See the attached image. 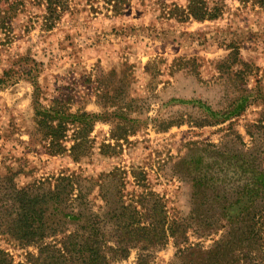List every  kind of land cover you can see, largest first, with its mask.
Masks as SVG:
<instances>
[{
    "label": "rangeland",
    "instance_id": "obj_1",
    "mask_svg": "<svg viewBox=\"0 0 264 264\" xmlns=\"http://www.w3.org/2000/svg\"><path fill=\"white\" fill-rule=\"evenodd\" d=\"M21 1L13 15L0 5L2 15L13 16L0 29V77L20 74L0 88L4 212L15 215L11 191L24 189L38 197L45 230L89 232L97 219L98 230L115 239L118 226L163 217L167 239L147 253L148 264H187V256H177L180 249L217 250L223 238L231 239L228 222L213 232L192 228L180 246L169 231L193 220L197 181L216 173L213 181L233 184L221 194L234 203L248 182L243 160L252 155L264 172V8L252 0H201L217 17L200 21L188 14L191 0H63L60 19L44 31L45 2ZM31 60L40 65L41 107L49 109L58 98L68 114L96 117L87 139L76 143L81 131L73 126L61 149L42 137L34 86L23 71ZM237 106L241 114L232 115ZM230 159L236 166L228 165ZM61 177L71 179L73 192L57 207L51 195L42 196L54 192ZM256 194L233 206L221 201L235 217ZM257 204L249 210L252 228L236 225L251 244H232L234 250L258 249V256L239 264H264L263 195ZM221 206L212 212L203 206L199 216H219ZM70 213L79 216H58ZM7 228L0 220V232ZM0 250L13 264H31L39 251L1 234ZM138 256L131 249L112 264H137Z\"/></svg>",
    "mask_w": 264,
    "mask_h": 264
},
{
    "label": "trees",
    "instance_id": "obj_2",
    "mask_svg": "<svg viewBox=\"0 0 264 264\" xmlns=\"http://www.w3.org/2000/svg\"><path fill=\"white\" fill-rule=\"evenodd\" d=\"M18 1V2H17ZM38 2H45L46 5V15L44 16L43 29L44 31L51 30L54 27L55 21L60 19L61 10L65 2L63 0H33ZM109 1H121V0H109ZM241 2H247L248 0H240ZM257 3L261 8H264V0H252ZM0 5H7L8 11L13 15L19 10V6L24 5L21 0H0ZM188 14L196 20L214 19L217 14L209 13L207 9L203 7V2L201 0H191L188 7ZM13 16H4L0 12V29L8 26V21ZM40 66L35 60H31V64L28 69H23L24 74L27 75L29 81L34 86L33 99L35 103V112L41 117L42 121V132L46 139L50 140L53 149L63 148V142L67 139V132L71 126L78 128L81 131L80 135L77 132L74 135V141L78 143L79 141H84L91 133L93 128V122L96 117L91 115H78L68 114L63 107L62 101L55 98L50 105L49 109L41 107L38 102V83L37 78L39 74ZM19 72L6 71L3 76L0 77V88H5L6 86L13 85L19 80ZM16 77V78H15ZM243 106H237L234 108L232 115H240ZM68 118L72 120H68ZM73 147V153L75 152ZM59 153V152H56ZM217 155L219 152H216ZM256 160L252 155L248 156V159L243 160L242 167L244 174L247 176L246 187L240 191V199L234 201V203H239L242 198L251 193H257L254 195L255 200L253 204L247 208H238L242 211L235 217L228 214L229 207L233 206L227 196L224 197L222 192H230L233 189L232 183L220 184L218 181H213L214 177L217 176L216 173L210 177L197 181L199 186V191L195 193L194 204L195 209L193 211L190 219L191 222L181 221L180 223H174L169 235L174 238L175 243L180 246L185 240V235L187 231L196 228L197 230L213 232L219 230L221 223L228 222L225 227L229 228V234H231V239L224 242L217 243V250L203 251L200 248H184L180 249L178 253V258L183 259L184 257L189 259L187 264H239L242 261L248 260L251 255L254 257L258 256V249H248L243 248L241 250H234V241L245 242L251 244V239L249 236L245 238V233L241 227H236L238 224H246L248 228H252V220H250L249 210H254L258 205V198L264 196V172L256 164ZM219 162V161H218ZM215 163V162H214ZM229 166H236L232 159L227 162ZM206 173V172H205ZM204 173V174H205ZM215 175V176H214ZM216 178V177H215ZM217 179V178H216ZM210 182H212L210 184ZM232 182V181H231ZM236 182V181H233ZM65 184V185H64ZM231 184V185H230ZM70 187V192H65L64 188ZM203 187V188H202ZM202 188V189H201ZM73 186L70 178L61 177L59 178V184L56 190L51 193L48 192L47 195L42 196V198L51 195L52 199H56L55 203L57 207H62V203L65 204V199L62 197L66 193L68 197L72 195ZM11 193L14 195L11 199L16 203L17 207L13 212H4V204L0 205V220L4 219L5 224L9 226L7 230L1 231V235H8L10 238L23 246H35L38 248V254L36 256H31L29 263L31 264H112L114 261L124 260L129 256L131 249H138L139 256L137 264H148L147 258L148 252H153L165 244V239H167V234L164 229L166 221L163 217H156L152 220L149 216L147 218L148 224L142 225L141 221L128 222L124 225L118 226L115 231V239L107 238L105 234L98 230L99 228L97 219L93 220V226L96 229L87 232V229L81 227V229H74L67 233L65 230H45L43 228V214L44 211L38 210L39 199L32 193L26 190H12ZM207 193V194H205ZM258 193H261L260 196ZM225 202L226 206L223 205ZM222 203V204H221ZM216 205H222L219 207L220 214L218 215H201L199 216L201 207L207 206V212H212L215 210ZM19 208V210H18ZM249 211V212H248ZM255 215V211L254 214ZM58 216L71 217L73 220L77 219L78 216H74L72 213ZM217 216V217H215ZM254 216H252L253 218ZM63 219L57 218V223H61ZM195 219V220H194ZM65 221V220H64ZM250 222V224H248ZM198 225V226H194ZM81 230V231H80ZM217 230V231H218ZM61 235V240L58 241L57 236ZM249 235H253L252 231H249ZM244 237V239H243ZM53 240H49L52 239ZM234 240V241H233ZM113 243L112 245L110 243ZM223 242V243H222ZM255 244V243H254ZM225 252V254H224ZM224 254V255H223ZM226 259V260H224ZM223 260L224 262H221ZM0 264H13L11 257L4 251L0 250ZM178 264V263H173ZM181 264V262H180Z\"/></svg>",
    "mask_w": 264,
    "mask_h": 264
}]
</instances>
